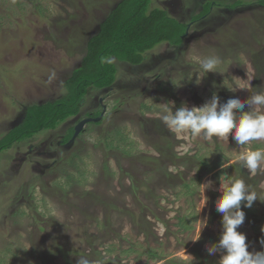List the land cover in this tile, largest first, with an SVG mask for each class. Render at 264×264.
<instances>
[{"label": "rangeland", "instance_id": "rangeland-1", "mask_svg": "<svg viewBox=\"0 0 264 264\" xmlns=\"http://www.w3.org/2000/svg\"><path fill=\"white\" fill-rule=\"evenodd\" d=\"M120 1L0 0V139L30 106L67 96L64 83L81 67L88 39ZM234 1L153 0L152 8L164 5L189 24L183 44L161 43L138 66L116 60L114 85L90 89L78 115L0 153V264H78L79 257L218 264L220 254L210 256L206 246L222 233L214 202L225 173L242 176L258 194L251 208L242 204L238 231L249 252H264V167L249 174L238 159L264 148V140L239 146L231 133L227 142L193 138L162 119L166 109L200 107L213 93L224 104L264 87V7L238 0L242 6L222 11ZM209 56L220 59L218 73L200 68ZM92 115L102 122L87 123L64 144L69 130ZM209 182L202 209L200 185Z\"/></svg>", "mask_w": 264, "mask_h": 264}, {"label": "clouds", "instance_id": "clouds-1", "mask_svg": "<svg viewBox=\"0 0 264 264\" xmlns=\"http://www.w3.org/2000/svg\"><path fill=\"white\" fill-rule=\"evenodd\" d=\"M101 63L115 64L116 57H101ZM220 63L218 57L209 56L200 60V68L207 74L218 73L216 69ZM196 83H201L199 74ZM257 89L259 90L251 92L247 100L242 101L234 97L224 104H221L219 95L213 93L211 99L200 107H189L185 102L175 111L173 108L166 109L162 119L169 130L176 134L190 132L193 138L202 136L205 140H210L215 137L227 142L231 133L239 146H245L251 141L264 140V87ZM246 105L249 111H244ZM238 159L249 174H254L264 167V148L258 147L242 152ZM219 181L221 195L214 203L216 211L222 214V233L217 243L206 246L208 254L210 256L220 254L218 264H264V252H249L246 235L238 231L246 218L242 204L243 207L251 208L259 199L257 192L252 190V186L242 176L237 178L235 175L228 176L225 173L219 177ZM200 186L203 188V209L207 204L205 192L211 188V182ZM197 222L201 227L195 241L200 239L202 229L207 227V218ZM260 243L264 246V238ZM78 264H101V261L79 257Z\"/></svg>", "mask_w": 264, "mask_h": 264}, {"label": "trees", "instance_id": "trees-1", "mask_svg": "<svg viewBox=\"0 0 264 264\" xmlns=\"http://www.w3.org/2000/svg\"><path fill=\"white\" fill-rule=\"evenodd\" d=\"M152 1L117 2L100 23V30L88 39L81 67L75 69L64 83L67 96L27 108L23 120L0 139V153L42 130H54L68 118L78 115L90 89L112 87L116 80V65L102 64L101 57L114 56L119 62L138 66L144 61L145 54L161 43L181 46L189 24L178 21L163 9H151ZM241 2L237 0L232 8ZM259 4L264 7V0H259ZM74 129L69 130L64 144L70 141Z\"/></svg>", "mask_w": 264, "mask_h": 264}, {"label": "water", "instance_id": "water-1", "mask_svg": "<svg viewBox=\"0 0 264 264\" xmlns=\"http://www.w3.org/2000/svg\"><path fill=\"white\" fill-rule=\"evenodd\" d=\"M102 117L103 116L101 115L98 118H96V117H89V118H86V119L81 120L77 124V126L75 127L74 134H73L72 138L70 139V141L66 145L68 146V145H71L73 143V141L75 140V138H77V136L82 131L84 125H86L87 123H90V122H99L102 119Z\"/></svg>", "mask_w": 264, "mask_h": 264}, {"label": "flooded vegetation", "instance_id": "flooded-vegetation-1", "mask_svg": "<svg viewBox=\"0 0 264 264\" xmlns=\"http://www.w3.org/2000/svg\"><path fill=\"white\" fill-rule=\"evenodd\" d=\"M237 0H235L234 2H236ZM243 5V4H242ZM241 5V3H240V5H237L235 8H237V7H240V6H242ZM260 5V4H259ZM261 6V5H260ZM261 7H263V6H261ZM228 9V10H227ZM232 9H234V8H225V9H223L222 11H226L227 10V12H230ZM214 10V8L212 7V9H211V11H213ZM211 11H209L208 13H206V14H203V17L202 18H199V19H196L195 18V21H193V23H195V24H198V22L199 21H201V20H205V18H206V16L208 15V14H210L211 13ZM201 19V20H200ZM189 30V29H188Z\"/></svg>", "mask_w": 264, "mask_h": 264}, {"label": "crops", "instance_id": "crops-1", "mask_svg": "<svg viewBox=\"0 0 264 264\" xmlns=\"http://www.w3.org/2000/svg\"><path fill=\"white\" fill-rule=\"evenodd\" d=\"M160 9H163V10H165L169 15H171V13L169 12V10L167 9V8H165V6L163 5H160V7H159ZM151 9H154V8H152V6H151ZM173 17V16H172ZM175 18V17H174ZM177 19V18H176ZM178 20V19H177ZM179 21V20H178ZM99 30H100V28H99ZM152 51V50H151Z\"/></svg>", "mask_w": 264, "mask_h": 264}]
</instances>
